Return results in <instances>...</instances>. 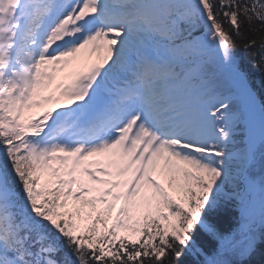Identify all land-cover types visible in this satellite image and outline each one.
Wrapping results in <instances>:
<instances>
[{"label":"snow or ice","instance_id":"6c2138e0","mask_svg":"<svg viewBox=\"0 0 264 264\" xmlns=\"http://www.w3.org/2000/svg\"><path fill=\"white\" fill-rule=\"evenodd\" d=\"M0 264H264V0H0Z\"/></svg>","mask_w":264,"mask_h":264},{"label":"trees","instance_id":"16d2710c","mask_svg":"<svg viewBox=\"0 0 264 264\" xmlns=\"http://www.w3.org/2000/svg\"><path fill=\"white\" fill-rule=\"evenodd\" d=\"M238 55H240L241 57H246L247 54L244 52L243 48L241 47V48L238 50ZM224 226L227 227L228 225L225 224Z\"/></svg>","mask_w":264,"mask_h":264},{"label":"bare ground","instance_id":"6f19581e","mask_svg":"<svg viewBox=\"0 0 264 264\" xmlns=\"http://www.w3.org/2000/svg\"><path fill=\"white\" fill-rule=\"evenodd\" d=\"M36 111H39V110H36Z\"/></svg>","mask_w":264,"mask_h":264}]
</instances>
